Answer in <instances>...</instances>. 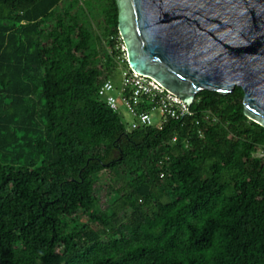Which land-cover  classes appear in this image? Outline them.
Masks as SVG:
<instances>
[{"label": "trees", "instance_id": "1", "mask_svg": "<svg viewBox=\"0 0 264 264\" xmlns=\"http://www.w3.org/2000/svg\"><path fill=\"white\" fill-rule=\"evenodd\" d=\"M119 37L116 0H0V264H264L243 90L128 130L98 96Z\"/></svg>", "mask_w": 264, "mask_h": 264}, {"label": "water", "instance_id": "2", "mask_svg": "<svg viewBox=\"0 0 264 264\" xmlns=\"http://www.w3.org/2000/svg\"><path fill=\"white\" fill-rule=\"evenodd\" d=\"M127 64L181 101L240 87L264 127V0H116Z\"/></svg>", "mask_w": 264, "mask_h": 264}, {"label": "built area", "instance_id": "3", "mask_svg": "<svg viewBox=\"0 0 264 264\" xmlns=\"http://www.w3.org/2000/svg\"><path fill=\"white\" fill-rule=\"evenodd\" d=\"M117 41V49L121 52L118 59L119 66L121 65L119 79L116 82L112 79L106 80L99 88L98 96L104 104L124 119L118 104L122 103L127 114L132 117V121L127 124L128 130L151 126L161 128L169 119L178 120L191 116L190 104L181 101L156 80L130 69L121 37ZM155 115H158L156 122L153 118ZM205 119L209 121V113L205 115Z\"/></svg>", "mask_w": 264, "mask_h": 264}, {"label": "rangeland", "instance_id": "4", "mask_svg": "<svg viewBox=\"0 0 264 264\" xmlns=\"http://www.w3.org/2000/svg\"><path fill=\"white\" fill-rule=\"evenodd\" d=\"M120 71H121V65L117 67L116 73H118ZM118 104H119V108H120L121 114L124 117L123 120H124L125 124L129 125V123L132 121V117L129 114H127V111L125 110V108H124V106L122 105L121 102H119ZM153 118H154V120L156 122L158 120V115L153 116ZM127 128H128V126H127ZM263 154H264V152L258 151L256 153V156H260L261 157V156H263ZM108 175L110 177L112 176L110 173H108Z\"/></svg>", "mask_w": 264, "mask_h": 264}]
</instances>
